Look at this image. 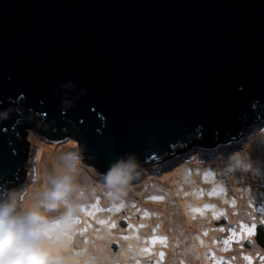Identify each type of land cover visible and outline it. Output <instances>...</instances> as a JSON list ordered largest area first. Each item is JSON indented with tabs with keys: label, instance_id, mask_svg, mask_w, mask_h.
Returning a JSON list of instances; mask_svg holds the SVG:
<instances>
[{
	"label": "water",
	"instance_id": "obj_1",
	"mask_svg": "<svg viewBox=\"0 0 264 264\" xmlns=\"http://www.w3.org/2000/svg\"><path fill=\"white\" fill-rule=\"evenodd\" d=\"M24 111L99 174L237 139L264 121V0H0L2 188L23 181Z\"/></svg>",
	"mask_w": 264,
	"mask_h": 264
},
{
	"label": "rangeland",
	"instance_id": "obj_2",
	"mask_svg": "<svg viewBox=\"0 0 264 264\" xmlns=\"http://www.w3.org/2000/svg\"><path fill=\"white\" fill-rule=\"evenodd\" d=\"M31 119L43 128L40 117L31 111L20 123ZM24 130L23 181L9 188L22 197V204L36 189L42 172L47 181L54 174V157L59 162L62 153L79 148L72 136L50 139L36 126ZM184 149L141 166L139 178L118 202L109 199L99 173L82 160L77 182L89 192L94 190V195L85 202L77 230L66 239L67 249H54L64 264L264 263V247L255 244L253 236L248 237L244 225H237L244 222L250 227L264 219V121L251 123L237 139L219 142L214 148L191 145ZM235 191L245 194L238 196ZM224 192H231L227 193L230 200L218 201V194ZM121 202L124 207L116 210L114 205ZM228 205L240 206L241 214L228 215ZM227 217L230 223L235 222V228L227 227V221L218 225ZM226 229L231 231L226 241L233 244L225 243L223 248L217 237L227 235ZM237 237L242 246L235 242Z\"/></svg>",
	"mask_w": 264,
	"mask_h": 264
},
{
	"label": "clouds",
	"instance_id": "obj_3",
	"mask_svg": "<svg viewBox=\"0 0 264 264\" xmlns=\"http://www.w3.org/2000/svg\"><path fill=\"white\" fill-rule=\"evenodd\" d=\"M7 115L0 113V118ZM82 160L79 148L62 153L47 186L30 207H22L15 190L0 187V264H64L54 249L77 230L85 202L94 195V190L89 192L77 182ZM141 171L136 154L128 153L111 163L99 179L109 199L118 202Z\"/></svg>",
	"mask_w": 264,
	"mask_h": 264
},
{
	"label": "bare ground",
	"instance_id": "obj_4",
	"mask_svg": "<svg viewBox=\"0 0 264 264\" xmlns=\"http://www.w3.org/2000/svg\"><path fill=\"white\" fill-rule=\"evenodd\" d=\"M25 112V115H27L29 112H26V111H24ZM24 117V116H23ZM23 121V120H22ZM23 124H30V125H33V126H36V128L37 129H39V126L38 125H36V123L31 119L30 120V123H28V122H25V121H23ZM55 161H53L52 160V169H53V171H55V169H56V166H57V164L59 163L58 162V159L57 158H53ZM39 174V173H38ZM198 175L197 174H195V176L194 177H197ZM198 179V178H197ZM196 180V179H195ZM217 180V179H216ZM198 181H199V179H198ZM47 180H46V174H45V172H42L41 173V175H40V179L36 182V189H32L31 191H30V193L26 196V199H24V201H23V204H22V207H30L33 203H35V201H36V199H37V196H38V193H40L46 186H47ZM179 185V184H178ZM204 185H205V183H204ZM227 193H231V192H224L223 194H218V201H219V199H221L222 200V202H225V201H229L230 200V197H229V195L227 194ZM235 193H236V195H244L245 194V192H243V193H241L240 194V192H238V191H235ZM199 194V193H198ZM222 196V197H221ZM203 196H201V197H199V199L198 200H202L201 198H202ZM239 209V211L237 212L235 209ZM226 211H229L230 212V214L228 213V215H230V216H232V215H236L235 213H238V214H241V212H242V209L240 208V206H229L228 205V207L226 208ZM88 217V216H87ZM88 219H91L90 217H88ZM84 221H86V218H84ZM224 222H220V223H218V225H222ZM56 250H60V249H64V250H66L67 249V245H66V240L63 242V245L61 244V245H57L56 247Z\"/></svg>",
	"mask_w": 264,
	"mask_h": 264
},
{
	"label": "flooded vegetation",
	"instance_id": "obj_5",
	"mask_svg": "<svg viewBox=\"0 0 264 264\" xmlns=\"http://www.w3.org/2000/svg\"><path fill=\"white\" fill-rule=\"evenodd\" d=\"M39 117V116H38ZM40 121H41V119H40ZM42 122V121H41ZM45 131H48V130H46L45 129ZM49 132V131H48ZM184 148V147H183ZM213 221V220H212ZM228 222V223H226L225 225L227 226V227H231V228H235L236 226H233V225H236L235 224V222H229V218L227 217V218H225L224 219V223L225 222ZM223 222V221H222ZM213 223H216V221H214ZM237 225H245V223L244 222H241V223H239V224H237ZM258 225V224H257ZM251 227V226H250ZM230 229H226V233H227V235H225V236H218L217 237V242L220 244V245H222V247L224 248V245H225V243H227V245H232L233 243H230V241H226V240H228V239H230V237H229V235H230ZM251 236H253V241L255 242V244H257L256 243V241H255V239H254V236H255V234H252V235H249L248 237H251ZM226 238H228V239H226ZM252 239L251 238H249V240H248V242L250 243V244H252L253 243V241H252ZM241 240L242 239H240L239 237H237V239H236V243L238 242L239 244L238 245H240V246H242V244H243V242H241ZM222 241H225V242H223V243H221ZM247 241V240H246ZM241 243V244H240ZM245 244V243H244ZM258 245V244H257ZM229 246H228V248H229ZM245 246H247V245H245ZM231 248V247H230ZM216 250V249H215ZM254 250V249H253ZM264 250V249H263ZM217 251V250H216ZM259 251V250H258ZM221 255H224V254H222V253H220ZM228 255V254H227ZM221 259H225V258H223V257H221ZM256 264H264L263 262H260V261H257L256 262Z\"/></svg>",
	"mask_w": 264,
	"mask_h": 264
},
{
	"label": "snow or ice",
	"instance_id": "obj_6",
	"mask_svg": "<svg viewBox=\"0 0 264 264\" xmlns=\"http://www.w3.org/2000/svg\"><path fill=\"white\" fill-rule=\"evenodd\" d=\"M158 198H160V199H162V197H158ZM93 207L95 208V207H97V205H93ZM121 207H124V204H123V202H121L118 206H115L114 205V208L116 209V210H119V208H121ZM90 215H91V213H89ZM262 215H264V210H262ZM100 223H105V221H100ZM259 225H264V219H261L260 220V224ZM115 225H113V227H114ZM257 224L255 223V222H253L252 224H251V227H249V226H247V225H244V229H245V231H247L250 235H252V234H255V232H256V229H257Z\"/></svg>",
	"mask_w": 264,
	"mask_h": 264
},
{
	"label": "trees",
	"instance_id": "obj_7",
	"mask_svg": "<svg viewBox=\"0 0 264 264\" xmlns=\"http://www.w3.org/2000/svg\"><path fill=\"white\" fill-rule=\"evenodd\" d=\"M198 140H193V141H191L190 143H189V145L188 146H186V147H184L185 149H187V148H189L191 145H198ZM221 142V141H220ZM184 149V150H185ZM177 152H180V148H175L174 149V152H173V154H176Z\"/></svg>",
	"mask_w": 264,
	"mask_h": 264
}]
</instances>
